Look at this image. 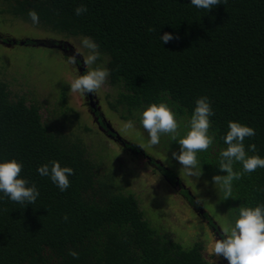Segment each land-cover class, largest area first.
Instances as JSON below:
<instances>
[{
    "label": "trees",
    "instance_id": "trees-1",
    "mask_svg": "<svg viewBox=\"0 0 264 264\" xmlns=\"http://www.w3.org/2000/svg\"><path fill=\"white\" fill-rule=\"evenodd\" d=\"M0 1L2 17L20 20L53 38L91 37L102 53L97 65L101 62L109 69L106 84L115 92L106 97L108 111L121 121L131 120L148 140L140 122L147 106L167 102L177 114L183 136L195 101L208 97L215 113L210 118L215 142L197 153L200 167L195 171L202 170L200 177L187 175L172 159L179 144L167 134L156 145V155L162 152L166 164L155 151L150 155L118 134L119 140L110 141L131 158L146 159L161 181L178 188L198 222L201 216L208 222L210 236L222 237L223 230L205 210L207 203L225 216L229 226L240 206L264 203V168L233 181L229 198L212 181L214 175H227L218 166L219 153L227 148L222 137L229 121L255 129V136L245 139V148L255 144L257 152L248 154L264 158V0H221L210 10L196 8L191 0ZM81 4L88 10L77 16L74 10ZM29 9L37 11L39 24L31 22ZM164 33L177 38L164 44L159 39ZM65 44L3 41L10 48L57 50L53 47ZM60 56L67 63V56ZM82 66L81 58L78 68ZM85 72L84 67L80 74ZM58 91L64 106L66 89ZM40 108L0 80V162H22L21 178L39 191L36 202L26 206L0 193V264H210L203 255L205 243L184 248L164 227L152 226L134 194L122 192L110 176L98 175L99 163L83 139L44 121ZM90 109L97 119L96 132L115 138L103 110ZM59 115L64 117L66 111ZM82 132L91 133L86 127ZM51 161L74 169L66 191L38 174L37 168ZM234 170L242 171V165L235 163ZM69 249L79 257L69 255Z\"/></svg>",
    "mask_w": 264,
    "mask_h": 264
},
{
    "label": "rangeland",
    "instance_id": "rangeland-1",
    "mask_svg": "<svg viewBox=\"0 0 264 264\" xmlns=\"http://www.w3.org/2000/svg\"><path fill=\"white\" fill-rule=\"evenodd\" d=\"M2 6L0 1V9L3 8ZM0 38V80L8 84L10 91L18 96H24L28 103L39 104L42 119L55 124L64 134L80 136L91 157L99 163L98 175L110 176L122 192L134 194L152 226L164 227L184 248H188L194 242L205 243L204 258L210 264L212 261L221 264L219 257L210 255L214 239L210 236L208 227L202 221L198 222L199 218L196 219L194 213L187 208L179 196L178 188L171 189L161 181V177L146 165V159L131 158L107 137L96 132L98 128L85 105L83 96L80 93L70 92V84L78 73L63 60L59 52L46 47L10 48L3 45V41L8 38L16 42L51 40L65 42L74 51L80 50L83 56L86 55L87 50L82 47V39L53 38L20 20L1 15ZM98 65L104 64L100 62ZM85 69L90 70L86 67ZM62 87L66 89L64 106H61L58 91V88ZM114 93L105 83L95 94L100 110H103L113 129L122 139L140 146L146 153L153 155L151 152L155 151L154 155L165 163L163 153L160 152V156H157V146L153 148L154 146L150 145L149 140L137 127L126 129V122L108 111L106 97L113 96ZM62 109L66 111L64 117L59 115ZM84 127L91 133L83 134ZM205 210L219 228L224 230L229 227L225 216L217 211L213 204L207 203Z\"/></svg>",
    "mask_w": 264,
    "mask_h": 264
},
{
    "label": "clouds",
    "instance_id": "clouds-1",
    "mask_svg": "<svg viewBox=\"0 0 264 264\" xmlns=\"http://www.w3.org/2000/svg\"><path fill=\"white\" fill-rule=\"evenodd\" d=\"M191 4L196 8L210 10L214 6L221 4V0H191ZM87 7L83 4L75 8V14L80 16L87 12ZM28 17L31 22L39 24V14L34 9H29ZM171 33H164L159 37L164 44L175 39ZM83 49L87 50L82 56L80 50L75 51L67 57V63L73 68H77L80 63L78 57H82V62L90 70L78 75L70 84V92L96 94L106 83L110 76L107 67L97 65L102 53L99 45L91 38L84 37L81 41ZM96 65L95 67H92ZM215 115L208 97L201 96L195 101V108L187 124L186 134L181 136L180 121L177 114L167 102L152 103L147 106L141 114V124L149 136V143L152 146L160 143L161 135H169L173 141L179 144V152H172V159L179 162L181 168L189 176L200 177L202 170L195 171L199 165L197 153L207 151L215 142V133L211 132V117ZM134 124L131 120L125 123L126 129H131ZM255 136V129L241 124L237 121L228 122V131L222 137L227 148L219 153V170L227 175H214L212 181L215 185H220L225 197H232L233 181L239 180L245 173H252L257 168H264V158L258 154L249 155L248 152L256 153V145H248L246 151L244 141L246 138ZM239 162L242 171L234 170V164ZM23 169L22 162L16 159L0 162V193L13 202L28 205L34 204L39 196V191L33 183L21 178ZM37 172L42 177H49L58 186L61 192L70 187L69 176L74 175L71 167H62L58 161H51L37 168ZM199 203V200L197 201ZM67 219V216L64 217ZM69 255L78 258L79 253L69 249ZM211 256L223 257L228 264H264V203L255 207L240 206L238 216L234 223L225 228L222 238L213 241ZM212 264H215L212 261Z\"/></svg>",
    "mask_w": 264,
    "mask_h": 264
},
{
    "label": "flooded vegetation",
    "instance_id": "flooded-vegetation-1",
    "mask_svg": "<svg viewBox=\"0 0 264 264\" xmlns=\"http://www.w3.org/2000/svg\"><path fill=\"white\" fill-rule=\"evenodd\" d=\"M58 52H60V54H61L62 56L66 55V56L68 57V56L72 55L75 51H74V49H73L71 46H69L68 44H65L64 46L61 47L60 50H58ZM78 59L81 60V57H78ZM77 69H79L78 66H77ZM79 74H80V73H79ZM82 96H83V95H82ZM83 98H84L85 105H86L87 109L89 110L90 114H91V111H90L91 109H90V108H93V110H95V111H97V112L100 110L99 105H98V102H97V100H95V99H96V96H95L94 94H87V96H83ZM99 115H100V114H99ZM95 119H96V118H94V122H95ZM107 127H109V129H112L109 125H107ZM105 136H106L109 140L114 141V138L111 137L110 135L105 134ZM194 211H195V210H194ZM198 214H201V213H198ZM198 216H199V215H198ZM201 219H202L203 222H205L204 224L207 226L208 222H206L205 218L201 216ZM203 222H202V223H203ZM211 232H214V231L211 230ZM220 233H221V231H220ZM214 234H215L214 236L212 235V238H213L214 240H215L216 238H222V237H218V236H216V233H214ZM219 258H220V263H221V264H228V261H227L226 259H224L222 256L219 257Z\"/></svg>",
    "mask_w": 264,
    "mask_h": 264
},
{
    "label": "water",
    "instance_id": "water-1",
    "mask_svg": "<svg viewBox=\"0 0 264 264\" xmlns=\"http://www.w3.org/2000/svg\"><path fill=\"white\" fill-rule=\"evenodd\" d=\"M24 43L23 42H20V45L22 46ZM8 46V45H7ZM9 47V46H8ZM53 48H56L57 50H60L61 47L60 46H56V47H53ZM84 64L81 68L78 69V73H81L83 70H84ZM95 122H97V119H95ZM109 129V127H108ZM114 135H116V137L114 138V140H119V136L117 135V133L115 131H113L112 129H109Z\"/></svg>",
    "mask_w": 264,
    "mask_h": 264
}]
</instances>
